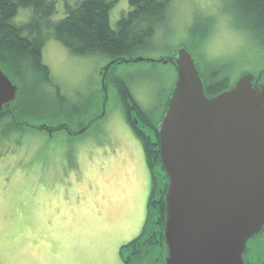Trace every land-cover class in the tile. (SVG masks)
I'll return each instance as SVG.
<instances>
[{
    "label": "rangeland",
    "instance_id": "1",
    "mask_svg": "<svg viewBox=\"0 0 264 264\" xmlns=\"http://www.w3.org/2000/svg\"><path fill=\"white\" fill-rule=\"evenodd\" d=\"M113 1L110 21L112 27L116 28L118 20L130 6L129 0ZM170 7L169 27L158 49L143 52L136 58L168 57L183 46L192 53L201 75L210 77L214 74L213 82L227 78L228 87L243 74L258 76L264 70V35L257 40L249 36L238 22L234 0H174ZM32 15V9H21L14 22L25 24ZM65 15L66 2L56 0L53 22H58ZM52 32L53 29L47 34L50 38L47 37L43 48V61L50 68L61 94L58 97L56 89L50 87L40 102L30 100L28 105L40 106L43 117L28 118L25 122L30 126L42 124L48 127L68 124L76 134H80V127L102 112L100 72L110 60L100 55L73 56L55 40ZM214 38H220L222 42L227 38L228 44L220 56L210 59L205 50ZM118 76L126 78L134 97L148 112L151 121L159 123L176 79L175 68L171 64L146 62L118 64L108 71L105 85L108 101L104 118L83 134L70 135L63 130L51 135L31 128L24 132L15 125L10 126L12 121L9 116L0 118V264H74L77 261L78 254L65 256L61 252L69 238L59 232L63 226L61 208L64 198L60 191L53 193V186H56L53 182L61 176V172L58 174L60 168L64 167V171L72 176L73 172L77 174L74 170L76 167L85 168L88 164L93 170L87 171L86 177L94 176L93 181L105 182L106 187L110 178L106 175V168L112 167V160L103 153L101 145L105 140H108L112 150L118 148L112 141L113 136L129 152L136 153L138 150L136 144V148L129 147L131 143H128L130 136L127 133H134L127 125L117 93L115 79ZM261 81L264 83V74ZM149 127L145 126L144 129L150 132ZM100 169H103V173L98 172ZM43 181L46 185L52 182L47 191H44ZM142 193V188L138 187L136 208ZM123 194H118L121 196L113 201L129 202V191ZM108 196V190L104 191L106 200ZM99 210L90 212L96 217L101 215ZM88 219L90 216L83 218L80 228L89 234L91 227L85 224ZM148 230L150 232L145 234L144 241L154 234L151 233L154 227L149 226ZM119 238L111 236L108 251L102 254L104 258L108 256L107 264H125L119 253L121 248L116 250ZM136 250L141 252L132 257L131 264H166L168 250L160 243H140ZM131 254L132 250L124 251L126 258H130ZM245 260L248 264H264V231L248 241Z\"/></svg>",
    "mask_w": 264,
    "mask_h": 264
},
{
    "label": "water",
    "instance_id": "2",
    "mask_svg": "<svg viewBox=\"0 0 264 264\" xmlns=\"http://www.w3.org/2000/svg\"><path fill=\"white\" fill-rule=\"evenodd\" d=\"M141 62L171 64L176 73L157 126L169 180L166 264H247L248 241L264 230V70L243 74L208 97L197 62L184 47L158 59L112 61L100 72L102 112L80 134L104 118L111 66ZM18 94V85L0 68V113L11 111ZM31 127L80 135L67 124Z\"/></svg>",
    "mask_w": 264,
    "mask_h": 264
},
{
    "label": "trees",
    "instance_id": "3",
    "mask_svg": "<svg viewBox=\"0 0 264 264\" xmlns=\"http://www.w3.org/2000/svg\"><path fill=\"white\" fill-rule=\"evenodd\" d=\"M64 1L66 2L65 17L53 22L56 0H0V68L19 87V94L11 106V111L0 113V118L9 116V120L12 121L10 126L15 125L24 132L27 128L35 129L25 122L26 119L43 117L40 106L28 105L30 100L40 102L50 87L56 89L58 97L61 94L59 86L55 85L50 68L43 61V48L47 37L50 38L47 35L49 30L53 29L52 35L55 40L73 56L100 55L107 57L109 63L122 58H136L143 52L158 49V44L161 43L163 34L169 27L170 6L174 0H129L130 8L120 17L116 28L112 27L110 21L113 0ZM234 3V12L239 17L238 22L249 36L256 40L263 36L264 0H234ZM21 9L33 10L29 22L22 25L14 22ZM182 47H178L175 52ZM116 65L115 63L111 68ZM213 76L215 77L214 74L210 77L202 75L208 97L230 88L227 78L213 82L211 80ZM115 85L126 121L142 143L152 176V192L148 202L145 227L140 236L121 249L124 263L131 264L132 257L141 252L136 250L140 243L144 245L160 243L168 250L164 231L165 196L169 180L160 154L157 131L159 123L151 121L148 112L134 97L125 77H116ZM37 126L40 127L42 124ZM145 126H150V132L144 129ZM149 226L154 227V231L151 232L154 234L149 235L150 237L144 241L145 234L150 232ZM125 250H132L130 258L124 255Z\"/></svg>",
    "mask_w": 264,
    "mask_h": 264
},
{
    "label": "crops",
    "instance_id": "4",
    "mask_svg": "<svg viewBox=\"0 0 264 264\" xmlns=\"http://www.w3.org/2000/svg\"><path fill=\"white\" fill-rule=\"evenodd\" d=\"M127 125L129 124L127 123ZM134 134L127 133L130 136L128 143H131L129 147L131 149L136 148V145L138 147L136 153L129 152L122 147L119 139L115 136L112 138V141L118 147L115 150L110 149L108 140H105L101 145L104 150L103 153L106 154L105 157L108 156L112 160L110 164L112 167L106 168L108 172L106 175L110 177L106 187L105 182L93 181L94 176L86 177V172L93 170V167L88 164L85 168L76 167L74 170L77 174L73 172L72 176L64 171V167L60 168L58 174L61 172V176L53 182L56 185L53 186V193L60 191L64 198L61 208L63 226L59 232L61 231L66 236L65 238H69L68 244L64 246L61 252L65 256L78 254L77 261L74 264H100L102 261L107 264L108 256L104 258L102 254L108 251L111 236L120 237L116 244V250H119L140 236L143 231L148 214V202L152 192V176L143 146L140 145V140H136V134ZM80 171L82 172L81 175ZM98 172L103 173V169L98 170ZM44 184V191H47L52 182H49V185ZM138 187L142 188L143 193L138 208H136V189ZM106 190L109 194L108 201L104 197V191ZM126 191L130 193L129 202L122 203L121 200L115 203L113 201L121 195L128 194V192L123 194ZM98 209H100L99 213L101 215L93 216L90 210L95 211ZM85 216H90V220L88 219L85 222L91 227L92 232H89V234L80 228V222ZM88 245L90 246L89 250H87ZM94 253L95 255H92ZM93 259L96 261L92 262Z\"/></svg>",
    "mask_w": 264,
    "mask_h": 264
},
{
    "label": "clouds",
    "instance_id": "5",
    "mask_svg": "<svg viewBox=\"0 0 264 264\" xmlns=\"http://www.w3.org/2000/svg\"><path fill=\"white\" fill-rule=\"evenodd\" d=\"M226 44H228L227 38H225L223 42L220 38H214L206 47V55L210 59L220 56Z\"/></svg>",
    "mask_w": 264,
    "mask_h": 264
},
{
    "label": "flooded vegetation",
    "instance_id": "6",
    "mask_svg": "<svg viewBox=\"0 0 264 264\" xmlns=\"http://www.w3.org/2000/svg\"><path fill=\"white\" fill-rule=\"evenodd\" d=\"M203 78V77H202Z\"/></svg>",
    "mask_w": 264,
    "mask_h": 264
}]
</instances>
